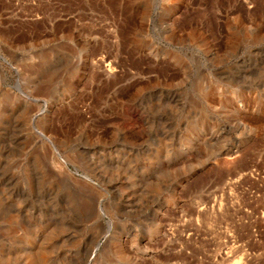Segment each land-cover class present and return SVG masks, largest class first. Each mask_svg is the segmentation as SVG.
<instances>
[{
  "label": "rangeland",
  "instance_id": "374dc122",
  "mask_svg": "<svg viewBox=\"0 0 264 264\" xmlns=\"http://www.w3.org/2000/svg\"><path fill=\"white\" fill-rule=\"evenodd\" d=\"M0 68V264H264V0H0Z\"/></svg>",
  "mask_w": 264,
  "mask_h": 264
},
{
  "label": "water",
  "instance_id": "95a60500",
  "mask_svg": "<svg viewBox=\"0 0 264 264\" xmlns=\"http://www.w3.org/2000/svg\"><path fill=\"white\" fill-rule=\"evenodd\" d=\"M0 70L2 71V69L0 68ZM2 73L4 74V72L2 71ZM13 88L16 90H19L18 88V84L15 83L14 85H9L8 90H10L11 92L13 91Z\"/></svg>",
  "mask_w": 264,
  "mask_h": 264
},
{
  "label": "bare ground",
  "instance_id": "6f19581e",
  "mask_svg": "<svg viewBox=\"0 0 264 264\" xmlns=\"http://www.w3.org/2000/svg\"><path fill=\"white\" fill-rule=\"evenodd\" d=\"M109 69H110V68H109ZM109 69H108V70H109ZM106 70H107V69H106ZM108 70H107V71H108ZM111 70H112V69H111Z\"/></svg>",
  "mask_w": 264,
  "mask_h": 264
}]
</instances>
